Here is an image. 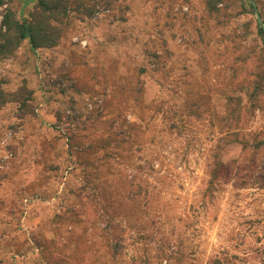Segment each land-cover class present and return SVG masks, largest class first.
<instances>
[{
	"label": "rangeland",
	"instance_id": "1",
	"mask_svg": "<svg viewBox=\"0 0 264 264\" xmlns=\"http://www.w3.org/2000/svg\"><path fill=\"white\" fill-rule=\"evenodd\" d=\"M83 1L99 14L72 11L55 48L24 41L0 61L5 90L32 91L22 120L0 111V264H264V147L224 144L222 119L239 97L238 140L264 141V94L247 112L264 66L255 14L244 0L211 16L206 0ZM67 137L95 148L69 155ZM215 155L227 171L210 195Z\"/></svg>",
	"mask_w": 264,
	"mask_h": 264
},
{
	"label": "trees",
	"instance_id": "2",
	"mask_svg": "<svg viewBox=\"0 0 264 264\" xmlns=\"http://www.w3.org/2000/svg\"><path fill=\"white\" fill-rule=\"evenodd\" d=\"M246 6H244V12L246 14H253V7L248 0H244ZM256 7L258 9L259 15L264 24V0H254ZM71 0H25V4L34 3L33 8L28 11L27 15H20L13 7V0H0V9L1 18H0V61L11 58L16 51L19 49L22 42L27 41L31 51L37 50H47L55 48L61 37L63 36L64 31L71 24L70 13L76 11L78 13L82 12L84 15L93 14L96 11L98 5L96 2L92 4H86L85 1H76L75 6L70 7ZM110 2L107 1V4ZM223 3V0H206L205 9L209 16L218 14L221 11L219 5ZM226 8V6H225ZM256 32L259 36H263L264 31L259 27L257 21H255ZM246 29L249 28L247 23ZM246 34L240 36L241 39H244ZM262 43L264 45V38H262ZM264 48V47H263ZM141 72L144 69L140 70ZM4 81L0 78V111L4 108L14 105L16 108V116L19 119H23L26 115H29L32 112L31 100H32V91L26 86V83H23L20 87L13 91H7L3 88ZM143 88L139 86L137 89H133L131 94L134 98L138 99V94H142ZM264 94V66L263 69L254 73V78L251 81V90L248 93L247 101H249L247 112H254L257 109L263 108L262 100L258 103H254L259 97ZM243 105L241 99L236 96L229 95L226 97L225 104V115L222 116L224 122L223 132L228 133L230 140L227 136H224V144L229 142L240 143L243 149L253 150L254 153H258L264 147V141L257 139L252 142L238 140V132L233 129L234 126H238V123L242 117ZM173 123V122H172ZM171 127L179 129L176 124H172ZM13 128V127H12ZM226 135V134H225ZM71 137H67V146L69 155L73 154L72 150L78 154H84L88 149L95 148L93 144L84 146L80 143H73ZM105 140V148L110 145ZM73 148V149H72ZM104 148V149H105ZM222 148V147H219ZM110 156L109 153L104 154V157ZM104 157L96 159L97 161H91L90 165L98 166L105 164L103 160ZM77 163L83 164V162ZM78 168V167H75ZM225 164L222 160L215 155V158L211 164V167L206 172L207 175V187L206 192L210 195L213 194V191L216 189L217 185L223 181V177L226 174ZM83 173L87 176L86 171L83 169ZM137 194V192H136ZM115 226L112 218H108L107 226L109 228L108 236V253L111 257V260H116V258L121 253L123 249V239H122V228ZM119 230L118 233L113 229ZM107 236V237H108ZM170 256V254L168 255ZM207 264H222L219 258L209 259Z\"/></svg>",
	"mask_w": 264,
	"mask_h": 264
},
{
	"label": "water",
	"instance_id": "3",
	"mask_svg": "<svg viewBox=\"0 0 264 264\" xmlns=\"http://www.w3.org/2000/svg\"><path fill=\"white\" fill-rule=\"evenodd\" d=\"M248 1L253 7V11H254V14H255V17H256V20H257V23H258L259 27L262 28L263 31H264V24H263V21H262L260 15H259L258 9H257L256 4H255V1L254 0H248Z\"/></svg>",
	"mask_w": 264,
	"mask_h": 264
},
{
	"label": "built area",
	"instance_id": "4",
	"mask_svg": "<svg viewBox=\"0 0 264 264\" xmlns=\"http://www.w3.org/2000/svg\"><path fill=\"white\" fill-rule=\"evenodd\" d=\"M94 14H95L94 16H96V15L99 14V12L96 10V11L94 12ZM84 43H85V42L82 41V44H84Z\"/></svg>",
	"mask_w": 264,
	"mask_h": 264
}]
</instances>
